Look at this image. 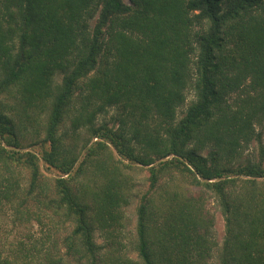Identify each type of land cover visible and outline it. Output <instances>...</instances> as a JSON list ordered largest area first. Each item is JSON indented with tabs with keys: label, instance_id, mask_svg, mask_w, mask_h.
<instances>
[{
	"label": "trees",
	"instance_id": "16d2710c",
	"mask_svg": "<svg viewBox=\"0 0 264 264\" xmlns=\"http://www.w3.org/2000/svg\"><path fill=\"white\" fill-rule=\"evenodd\" d=\"M188 90L194 99L178 119ZM76 91L70 126L90 134L81 160L59 133ZM0 97L23 117L43 120L44 136L27 149L14 118L0 110V164L28 172V195L39 189L42 170L56 175L51 198L36 200L73 222L64 239L69 252L82 251L94 264L96 225L117 223L126 203L119 180L125 161L148 167L150 188L172 166L213 192L225 236L218 247L195 198L177 200L174 192L158 228L148 202L137 208L138 260L110 264H209L215 251L218 264H264V190L232 195L227 188L236 179L214 154L198 152L205 141L228 153L254 137L261 144L254 124L264 120V0H0ZM111 108L121 113L97 126ZM107 148L117 160L101 157ZM90 166L106 180L88 197L72 183ZM233 175L253 185L264 171L257 163ZM5 182L6 200L18 185ZM0 264L12 263L0 255Z\"/></svg>",
	"mask_w": 264,
	"mask_h": 264
},
{
	"label": "rangeland",
	"instance_id": "374dc122",
	"mask_svg": "<svg viewBox=\"0 0 264 264\" xmlns=\"http://www.w3.org/2000/svg\"><path fill=\"white\" fill-rule=\"evenodd\" d=\"M125 4H130V0H122ZM61 75L56 76L55 82L60 83ZM185 103L179 109L177 118L179 119L186 107L194 99L193 91H186ZM79 91L74 94V100L70 105V115L65 118L59 133L64 134L63 141L66 146L76 144L77 153H80L79 160L82 159L83 153L80 148L84 141L90 138L89 130L81 128L73 131L70 126V120L75 116L78 110ZM13 101L0 97V110L14 118V123L19 127L17 136L23 148H29L33 143L39 142L44 136L43 120H31L23 117L20 108ZM30 112V110L28 111ZM16 113V114H15ZM31 113V112H30ZM121 113V110L111 108L102 116L95 120L97 126L107 123L110 126V120ZM34 114H39L34 111ZM45 114L40 115L42 118ZM109 123V124H108ZM255 134L260 135V141L254 137L249 143L240 142L239 147L235 148L234 153H228L225 150H219L214 146V141H205L198 151L202 156L214 154V160L225 170L227 175L236 179L228 192L232 195L242 194L244 188L256 187L257 190H264V178L254 180V184H249L244 180L247 177H237L235 174L239 169L250 164L260 163L264 171V157L260 158V147L264 144V120L262 124H254ZM95 139L89 142L93 143ZM199 147V145L193 144ZM35 152V151H34ZM38 152V151H37ZM109 155L111 160H117L118 157L112 148H107L101 157ZM170 158V157H168ZM166 158V159H168ZM158 162L155 161V164ZM120 166L122 176L119 180L122 182L124 200L126 203L121 205L119 219L117 223L107 226L96 225L94 241L98 247L94 264H110L111 260L137 261L136 245V225H137V208L140 204L148 202V211L150 214L151 224L161 226L164 223L168 206L165 204L167 199L172 197L173 193H178L177 200H181L184 194L194 197L202 215L208 219L211 224V234L218 247H221L225 236V218L221 211L219 200L211 191L205 190L203 186L191 183V177L182 175L177 168L170 166L159 173L158 182L154 188H150L148 167L139 164H129ZM109 163H107L108 165ZM42 176L38 182L39 189H35L30 195L27 194L29 189V174L26 170L11 167L8 171L0 164V185L6 184V179L17 182L16 189L9 193L8 199L0 198V255L3 260H8L12 264H91L90 259L81 257V252H69L64 239L70 236L74 224L66 219L60 212L56 214L52 208H45L42 204L37 203L36 196L40 200L47 202L51 198V190L54 185V173H47L42 170ZM106 180L100 173L88 168V172L78 176L76 182L72 183L75 192L85 193L88 197L96 186H101ZM78 189V190H77ZM40 191L42 193H40ZM26 200L25 203L20 204ZM176 200V198H175ZM172 200V206L175 204ZM174 202V203H173ZM26 211L28 212V215ZM216 248V247H215ZM209 264H218L216 251L213 253Z\"/></svg>",
	"mask_w": 264,
	"mask_h": 264
}]
</instances>
